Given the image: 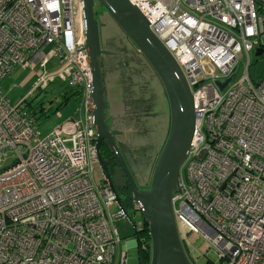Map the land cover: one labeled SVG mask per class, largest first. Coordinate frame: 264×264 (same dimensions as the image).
<instances>
[{
    "label": "built area",
    "instance_id": "1",
    "mask_svg": "<svg viewBox=\"0 0 264 264\" xmlns=\"http://www.w3.org/2000/svg\"><path fill=\"white\" fill-rule=\"evenodd\" d=\"M128 1L171 53L193 97L176 225L214 250L216 261L205 264H264V74L248 72L250 53L264 49V0ZM241 53L245 74L236 80ZM47 58L58 69L34 72ZM15 69L29 70L33 80L11 103L1 84ZM60 74L82 99L84 124L74 119L41 138L27 99ZM227 80L221 91L217 83ZM91 94L81 0H0V157L4 150L17 155L0 166V264H129L114 226L127 216L110 213L116 195L95 178ZM132 209L139 214L135 201Z\"/></svg>",
    "mask_w": 264,
    "mask_h": 264
},
{
    "label": "water",
    "instance_id": "2",
    "mask_svg": "<svg viewBox=\"0 0 264 264\" xmlns=\"http://www.w3.org/2000/svg\"><path fill=\"white\" fill-rule=\"evenodd\" d=\"M84 25L85 49L88 52L92 78V107L90 115L92 126L97 132L95 149L101 141L116 156L119 165L129 180L131 196L139 206V214L148 227L150 237V264H192L183 247L184 237L178 232L173 200L180 193L181 169L187 160L195 130L196 112L193 97L186 79L166 47L149 29L148 21L128 0H81ZM95 4L98 5L97 13ZM109 16L124 32L135 50L147 61L159 80L168 110L166 135L158 151L151 178L144 188H140L127 169L107 124V102L102 69V57L107 53L101 48V25L103 17ZM255 58L264 55V49L253 51ZM225 83H217L222 91ZM73 119L69 120L72 122ZM98 163L101 170L102 185L108 186L116 195L119 210L127 216L116 188L119 183V171L110 179L103 163ZM135 229V226H133Z\"/></svg>",
    "mask_w": 264,
    "mask_h": 264
},
{
    "label": "flooded vegetation",
    "instance_id": "3",
    "mask_svg": "<svg viewBox=\"0 0 264 264\" xmlns=\"http://www.w3.org/2000/svg\"><path fill=\"white\" fill-rule=\"evenodd\" d=\"M96 12L102 13L103 10ZM101 41V48L107 53L102 57V69L109 133L113 134V142L131 176L143 189L151 178V170L166 135L168 110L165 96L147 61L107 15L102 19ZM98 156L110 179L114 178L118 169L121 187L115 190L121 202L130 198L132 204L134 200L129 180L104 141L95 149L94 162L99 184L102 185ZM182 243L191 263L196 264L193 246L186 239Z\"/></svg>",
    "mask_w": 264,
    "mask_h": 264
},
{
    "label": "rangeland",
    "instance_id": "4",
    "mask_svg": "<svg viewBox=\"0 0 264 264\" xmlns=\"http://www.w3.org/2000/svg\"><path fill=\"white\" fill-rule=\"evenodd\" d=\"M99 9L98 5L95 4V11ZM264 17V15H263ZM261 44L264 45V34L261 35ZM51 47L47 49L49 52ZM47 62H40L35 68L34 72H41L45 74L46 72H54L58 69L57 63L54 59L47 58ZM246 57L244 53H241L238 59V69L236 70V80L240 79L244 74V63ZM250 77H257L259 74H264V55L261 58H255L253 53H250V68H249ZM29 70L15 69L13 73L7 77L5 80L6 87L8 88L4 91L6 96L10 99L11 103H14L21 99L24 95L28 93L31 88V81L29 79ZM69 78L67 74L55 75L48 82V86L45 88V91L42 89L35 90L33 94L27 99L28 106L31 108L40 107L45 114V116H37V127L41 135V138L48 136L53 131L59 129L67 123H70L69 120L76 119L82 125L84 124V111L81 107V97L75 96L73 94H68L70 92V87L68 84ZM2 84V86L4 85ZM68 95V100L65 97ZM66 101V104H64ZM27 106L28 109H30ZM72 121V122H73ZM21 153H24L25 150L21 149ZM0 157V166L2 168H8L11 166L17 157L16 153L9 150H4ZM184 164L181 169V175L184 178L185 174ZM98 173L95 170V178L98 179ZM125 210L130 218L131 222L135 226V230H140L143 226V219L140 214H135L129 201L125 199ZM119 211V208L113 207L110 209V213L114 214ZM115 229L118 233L120 239V249L127 248V255L129 259V264H137V241L134 236L135 230L131 224L126 219H117L114 222ZM179 234L184 236L188 231L183 229L179 222H177ZM187 243L190 246H193L194 258L196 259V264H205L207 259H210L212 262L216 261V256L214 250L211 249L207 242L201 238L199 235L192 233L189 238L186 239ZM207 258V259H206Z\"/></svg>",
    "mask_w": 264,
    "mask_h": 264
},
{
    "label": "trees",
    "instance_id": "5",
    "mask_svg": "<svg viewBox=\"0 0 264 264\" xmlns=\"http://www.w3.org/2000/svg\"><path fill=\"white\" fill-rule=\"evenodd\" d=\"M39 91H40V89H39ZM43 91H45V89ZM70 93L77 96L78 92H74V91L70 90V92L68 94H70ZM65 99L68 100V95L65 97ZM64 104H66V101ZM26 106H28V104H26ZM28 107L30 109L27 108V110L29 112H31L32 116H34V118L36 120H37V116H36L37 114L40 116H45V114H46L42 111V108H40V107L31 108L30 105ZM127 201H129V204L132 207L130 198H128ZM122 205L124 208L126 207L124 202H122ZM134 236H135L136 241H137V253H138L139 259H141L142 264H148L149 259H150V252H149L150 237H149L147 225L143 223V226L140 230H135Z\"/></svg>",
    "mask_w": 264,
    "mask_h": 264
},
{
    "label": "crops",
    "instance_id": "6",
    "mask_svg": "<svg viewBox=\"0 0 264 264\" xmlns=\"http://www.w3.org/2000/svg\"><path fill=\"white\" fill-rule=\"evenodd\" d=\"M5 82V80L2 82V84ZM2 84H1V88L3 89V91H5L7 88H8V86L6 87V84L4 83V85L2 86Z\"/></svg>",
    "mask_w": 264,
    "mask_h": 264
}]
</instances>
